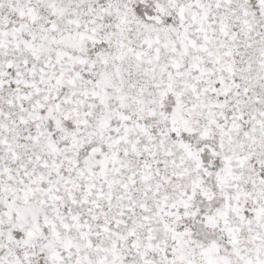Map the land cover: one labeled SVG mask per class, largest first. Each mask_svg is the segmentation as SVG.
I'll return each mask as SVG.
<instances>
[{
	"label": "snow or ice",
	"instance_id": "1",
	"mask_svg": "<svg viewBox=\"0 0 264 264\" xmlns=\"http://www.w3.org/2000/svg\"><path fill=\"white\" fill-rule=\"evenodd\" d=\"M0 264H264V0H0Z\"/></svg>",
	"mask_w": 264,
	"mask_h": 264
}]
</instances>
